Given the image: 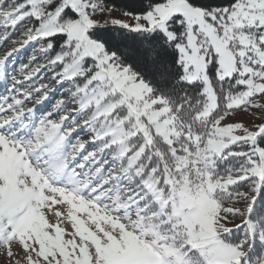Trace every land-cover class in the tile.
<instances>
[{"label": "snow or ice", "instance_id": "obj_1", "mask_svg": "<svg viewBox=\"0 0 264 264\" xmlns=\"http://www.w3.org/2000/svg\"><path fill=\"white\" fill-rule=\"evenodd\" d=\"M0 264H264V0H0Z\"/></svg>", "mask_w": 264, "mask_h": 264}, {"label": "trees", "instance_id": "obj_2", "mask_svg": "<svg viewBox=\"0 0 264 264\" xmlns=\"http://www.w3.org/2000/svg\"><path fill=\"white\" fill-rule=\"evenodd\" d=\"M115 2H116V3H119V2H120V0H115ZM21 59H23V57H21Z\"/></svg>", "mask_w": 264, "mask_h": 264}, {"label": "rangeland", "instance_id": "obj_3", "mask_svg": "<svg viewBox=\"0 0 264 264\" xmlns=\"http://www.w3.org/2000/svg\"><path fill=\"white\" fill-rule=\"evenodd\" d=\"M242 118L245 119V120L247 119V117H242Z\"/></svg>", "mask_w": 264, "mask_h": 264}]
</instances>
